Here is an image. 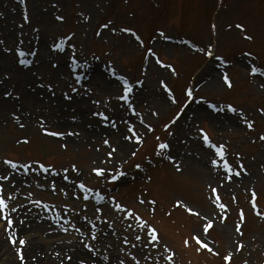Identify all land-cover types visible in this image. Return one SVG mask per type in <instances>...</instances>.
Returning <instances> with one entry per match:
<instances>
[{"label": "rangeland", "instance_id": "1", "mask_svg": "<svg viewBox=\"0 0 264 264\" xmlns=\"http://www.w3.org/2000/svg\"><path fill=\"white\" fill-rule=\"evenodd\" d=\"M64 61L79 63L74 75H63ZM17 72L35 97L0 118V185L14 196L0 237L15 251L28 236L89 244L111 264H264V0H0V98L22 96L3 85ZM129 128L140 143L125 138ZM21 215L38 219L26 236L14 229ZM141 221L157 230L155 247ZM193 235L213 251H197ZM53 250L28 262L82 264Z\"/></svg>", "mask_w": 264, "mask_h": 264}, {"label": "bare ground", "instance_id": "2", "mask_svg": "<svg viewBox=\"0 0 264 264\" xmlns=\"http://www.w3.org/2000/svg\"><path fill=\"white\" fill-rule=\"evenodd\" d=\"M16 58L18 59V64L17 67L18 68H22L23 65L20 63V58L19 55L16 54ZM74 62L72 63H66L61 62V71L63 72V75H68V72H72V74L74 75L75 70L74 68H78L79 67V63H75L74 65H72ZM20 66V67H19ZM7 78L4 79L3 85L8 86L6 84L9 83L10 84H16V90H19L22 94V96H20L19 98H14L13 96L10 95V93L8 94V92H4V96L3 98H0V118H5L7 115V112L10 111L12 108L19 107L22 106L25 108H28V101H31L33 99V97H35L32 94H29L25 91V89L23 88V85L26 84L29 80L32 81V78L29 76V74L27 72H23V73H16L14 74V76L11 78V81H6ZM1 85V84H0ZM39 90V89H37ZM39 92V91H38ZM46 92V91H45ZM16 101V102H15ZM37 101V100H36ZM39 102V101H37ZM25 105V106H24ZM22 108H20L21 110ZM12 111V110H11ZM52 112V111H51ZM84 111H79V113H77L78 115L81 116V118L83 119L85 117ZM53 113V112H52ZM56 113V111H55ZM54 114V113H53ZM20 217V218H19ZM18 219H16V225H14V229L16 230H20L22 231V233L25 235L26 233V228H29L31 225L34 226L33 224L37 222L38 219H35L34 215H28V216H19ZM37 217V216H36ZM23 218V219H22ZM21 221H23V223H21ZM2 236V235H1ZM26 236V235H25ZM27 237V241L25 243V245H21V254L24 257V261H33V258L35 255L38 256L37 252L41 251V252H45L51 249H54L53 254L57 253V257L59 260L62 261V257L64 256V262L67 261H72V262H83L84 264H111V263H106L104 259H102L100 256H98L97 254L94 253L95 249L92 248L89 244V248L91 249V251L89 250V248H85L84 245L85 244H70V245H66V244H46L44 243L42 240H38L36 238H29ZM60 252V255L58 254ZM95 254V255H93ZM106 255V254H105ZM105 255H103L105 257ZM48 256V255H47ZM108 256V255H107ZM68 257H70L71 259H68ZM54 258V259H55ZM110 258V257H109ZM53 259V261H54ZM57 259V260H58ZM34 262H37V259H34ZM48 261H52V257L49 258L48 257ZM40 262V259L38 260L37 264H49L50 262ZM89 262V263H88ZM21 264L19 258L17 257L16 251L8 244L4 241L3 237H0V264ZM58 264V263H57Z\"/></svg>", "mask_w": 264, "mask_h": 264}, {"label": "snow or ice", "instance_id": "3", "mask_svg": "<svg viewBox=\"0 0 264 264\" xmlns=\"http://www.w3.org/2000/svg\"><path fill=\"white\" fill-rule=\"evenodd\" d=\"M57 19H61V20H62L63 17H57ZM104 27H107V25H104ZM236 27H237V28H242L243 26H242V25H236ZM125 31H129V30H128V29H125ZM245 38H246V39H249V40L251 39L250 36H246ZM55 47L58 48V49H61V50H62V48H63L62 44H56ZM20 55H24V53L21 52ZM208 55H211V52H209ZM20 63H21V64H25V63H28V62H27V61H24V60H21ZM259 71H260V69H258V68H255V67H252V68H251V73H252V74H255V73L259 72ZM223 81H224L225 84H227L229 87H231V82H230V80H229V78H228L227 75H224V76H223ZM125 83H126V82H125ZM162 83H163V82H162ZM41 87H43V85H41ZM49 87H50V86H49ZM261 87H264V85H261ZM73 90L75 91V89H73ZM131 91H132L131 85H128V86L125 87V89H124V93H125V95L122 96V97H120V98H121V99H126L127 94H128L129 92H131ZM186 95H187L189 98H191V97H192V92H191V90H188V91L186 92ZM173 102H175V101H173ZM232 110L235 111V109H232ZM261 111L264 112V109H262ZM93 115H99L100 117H102V119H103L104 121H107V120L109 119V118H108L103 112L93 113ZM178 115H179V114H178ZM17 119H18V118H17ZM20 126L23 127L22 124H21ZM112 126L115 127V124L113 123ZM164 127L167 129V128H168V125H165ZM247 127H248V128H252V127H253V124H252L251 122H248V123H247ZM41 128L45 131V133H46L47 135H51V136H63V135H64V133H61V132H50V131H48L46 128H44L43 124H41ZM148 130H149V131H152L151 127H149ZM128 131H129L130 133H132V135L129 136V137H125L126 139H133V138H134V139L136 140L137 143H140V142H141V138H140L138 135H136V133L133 131L132 128H129ZM200 131L202 132L203 130H200ZM68 134H69V135H73V133H68ZM260 138H261L262 140H264V136H261ZM203 140H204V142H205L206 144H208L210 147H215V145H211V143H210V141H209V137H208L206 134L203 135ZM24 142L27 143L28 141L25 140ZM103 143H104L105 145H107V144L109 143V141H108V140H104ZM158 147H159L160 149H166V148L169 147V145L166 144V143H160V144H158ZM113 152H115V149H112V150L108 153V156L111 157L112 154H113ZM216 154H217V155H220L221 157H223V156H224V150H223V148H222V147H221V148H218ZM132 155L134 156V155H135V152H133ZM2 163L5 164V165H9V166H10L11 168H13V169H15V168L17 167L16 163H13L11 160H7V159H5V160L2 161ZM212 163L215 164V161H212ZM20 166H21L22 168H24L25 170H27V168H28V165H20ZM40 167H41L44 171H48V169L45 168L44 165H41ZM136 167L139 168L140 165L137 164ZM225 167H227V164L225 165ZM73 168L75 169V166H73ZM178 170H179V169H178ZM104 171H105V170H104L103 168H93V169H92V172H94V173H95L96 175H98V176H102V175L104 174ZM120 175H123V173H121ZM236 175H239V173H236ZM0 179L7 180L8 177H7V176H0ZM65 179H67V177H65ZM112 179L115 180V179H116V176H112ZM77 186H78L80 189H82V190L89 191V189H87L83 183H80V184L77 185ZM212 193H216V189H215V188L212 189ZM253 196H255V193H254V192H253ZM86 198H87V197H85V199H86ZM12 199H14V196H12L11 194H9V195H7V196H5V195L3 194V186L0 185V219H3L4 221H6L5 226H4V230H5V232H7V230L12 226V223H13L11 216L5 214L6 210H7L8 207H9V205H8V200H12ZM219 199H220L219 196H215V199H214L213 202H217V201H219ZM37 203H38V201H37ZM141 203H144V201H141ZM149 203L154 204L155 201H150ZM177 205H178V206H184L188 212H190V213H192V214H194V215H199V213H195V212H193V210H192L191 208H187L186 205H181V202H180V201H177ZM219 206H220V208H222V209L226 207L224 204H220ZM116 207H117V208H121V205L117 204ZM253 207H255V204H253ZM16 210H17L16 207H12V208L10 209L11 212H16ZM129 214H130V215H134V213H131V212H130ZM257 214L259 215V213H257ZM137 218H138V217H137ZM241 218L243 219V215H242V214H241ZM21 223H23V221H21ZM141 224H142L143 227L147 230V233H150V237H151L150 240H146L145 246H147L148 244H152V246L155 247V244H154L153 242L157 240V230H156L155 228H151V227L147 224L146 221H141ZM212 224H213V221H212V220H208V222L203 226V232H204V233H207L208 230L212 227ZM65 230H66V229H65ZM236 230L239 231V228H237ZM77 231H79V229H77ZM8 239L10 240V242H11L13 245H15V244L17 243V241H16L12 236H9ZM93 239H95V237H93ZM136 239H137V240H140L141 237H140L139 235H137V236H136ZM191 239L194 240V241L196 242L197 245H199V248L197 249V251H199L201 248L207 249L209 252H212V251H213L212 248H210L209 245H208L207 243L202 242L201 239H200L198 236L193 235V236L191 237ZM18 243H19V245H25L26 241H25V239L20 238L19 241H18ZM188 243H189L188 240H185V241H184L185 246H187ZM84 247H85V248H89V245L85 244ZM239 247H242V246H238V249H237V250H239ZM89 250L91 251L90 248H89ZM165 251H168V249L166 248ZM16 254H17V257L19 258V260L21 261V264H23V262H24V257H23V255L21 254V249H20L19 247L16 248ZM107 258H108V257H106V256L104 257V259H107ZM165 258H166L169 262H171L172 259H173V257H172L171 254H169V255H168L167 257H165ZM68 259H71V258L68 257ZM224 260H225V261L230 260V255H225V256H224ZM82 264H83V262H82ZM120 264H124V261L121 260V261H120ZM137 264H138V262H137Z\"/></svg>", "mask_w": 264, "mask_h": 264}]
</instances>
